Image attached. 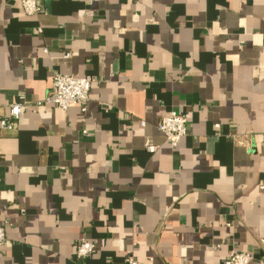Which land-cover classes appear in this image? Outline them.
Returning <instances> with one entry per match:
<instances>
[{
  "label": "crops",
  "instance_id": "crops-1",
  "mask_svg": "<svg viewBox=\"0 0 264 264\" xmlns=\"http://www.w3.org/2000/svg\"><path fill=\"white\" fill-rule=\"evenodd\" d=\"M42 4L0 0V118L26 105L0 136V264H264V0ZM54 73L92 78L85 112L37 105Z\"/></svg>",
  "mask_w": 264,
  "mask_h": 264
},
{
  "label": "built area",
  "instance_id": "built-area-1",
  "mask_svg": "<svg viewBox=\"0 0 264 264\" xmlns=\"http://www.w3.org/2000/svg\"><path fill=\"white\" fill-rule=\"evenodd\" d=\"M43 0H21V5L24 13L27 16H38L46 12L42 4ZM42 31L41 29L39 30ZM45 52H47L45 50ZM93 81L87 76L84 78H76L74 76L54 73L52 79V87L50 93L37 105L52 106L58 110L66 112L73 105H80L83 111H86L87 105L90 102V91ZM24 103H15L8 106L7 114L0 118V136L3 132H14L16 124L23 114L25 109ZM187 119L176 112L164 117L158 124V130L165 135L166 141L172 146L177 147L179 143L188 135ZM142 122V126H146ZM156 147H149L148 151L154 153ZM264 189V187H262ZM0 225V249L7 242L6 226ZM96 251V246L82 238L77 244V262H85ZM254 260L252 253L236 252L226 259L225 264H251ZM124 264H141L136 259L130 257Z\"/></svg>",
  "mask_w": 264,
  "mask_h": 264
}]
</instances>
